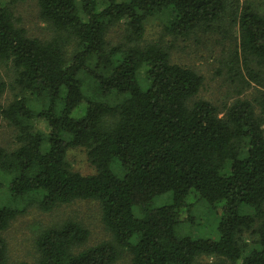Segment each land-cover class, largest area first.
<instances>
[{
    "label": "trees",
    "instance_id": "16d2710c",
    "mask_svg": "<svg viewBox=\"0 0 264 264\" xmlns=\"http://www.w3.org/2000/svg\"><path fill=\"white\" fill-rule=\"evenodd\" d=\"M38 3L54 30L50 40L28 37L11 5L0 0V63L12 68V89L20 91L0 106V119L16 128L19 144L13 151L0 148V173L14 197H28L43 212L97 201L111 240L86 246L89 229L66 220L38 236L34 264H114L124 254L130 264H199L202 258L264 264L262 116L247 101L222 113L197 100L203 77L173 63L165 46L144 44L151 17L164 15L165 29L183 37L231 22L239 31L236 61L256 67L264 87V16L239 0ZM119 23L127 24V43L111 47L107 35ZM84 76L94 82L96 98L84 93ZM8 87L0 79V101ZM41 120L48 131L36 127ZM72 148L87 151L95 174L70 168ZM167 193L170 204L150 207ZM191 195L221 212L216 237L179 234L182 223L195 222L191 207L189 219H181ZM23 212L0 207V264H8L3 233ZM249 232L256 234L251 247L242 241Z\"/></svg>",
    "mask_w": 264,
    "mask_h": 264
},
{
    "label": "rangeland",
    "instance_id": "374dc122",
    "mask_svg": "<svg viewBox=\"0 0 264 264\" xmlns=\"http://www.w3.org/2000/svg\"><path fill=\"white\" fill-rule=\"evenodd\" d=\"M3 4H10L16 25L26 30L28 37L40 40H50L54 35L53 28L40 17L38 0H1ZM109 0H101L106 4ZM122 2L126 0H116ZM241 5L250 4L254 10L264 16V0H239ZM167 18L162 16L151 17L147 20L144 44L158 43L170 50L173 63L195 70L203 79V86L197 95V100H206L215 105L222 113L226 106L237 101L250 102L257 114L264 120V103L262 100L264 87L261 85V74L252 66L245 68L241 61L237 62L234 54L235 46L239 40V31L233 23L228 22L224 28L209 33L196 31L189 36H174L165 28ZM127 24L119 23L112 27L107 35L111 47H118L127 43L129 34ZM233 48H231V45ZM74 45L68 47L69 59L74 53ZM234 49V50H233ZM0 79L8 84V89L0 101V106L6 108L19 95L20 91L13 90L14 73L10 66L0 63ZM84 93L96 98L94 82L84 76ZM86 103L82 104L75 116L84 112ZM0 148L13 151L19 147L16 136L17 131L3 118L0 119ZM36 127L48 131L44 121H37ZM67 162L70 168L82 175L96 173L95 167L88 159L84 148H72L68 151ZM114 170L116 167L114 166ZM0 183L5 187L0 188V207L11 206L24 209L3 233L8 245V264L28 263L34 264L39 258L37 250L38 236L47 228L60 225L66 220H75L84 224L91 236L86 246L96 245L103 241H110L111 234L102 222V210L97 201L77 200L71 204L61 205L52 212L41 211L37 204H28V197H14L9 191L8 181L0 173ZM28 196V195H27ZM172 201L171 193L156 197L150 207L157 208ZM191 207L193 222L182 223L178 228L179 234L189 235L194 238H214L217 235V225L221 212L214 211L205 201L198 196L191 195L186 206L181 209V219L188 220ZM137 216H141L138 208L134 209ZM218 218V219H217ZM256 234H244L243 243L251 247ZM248 247V248H250ZM128 254L114 264H130ZM199 264H220L219 259L202 258Z\"/></svg>",
    "mask_w": 264,
    "mask_h": 264
}]
</instances>
